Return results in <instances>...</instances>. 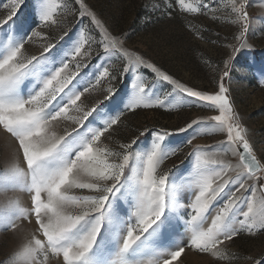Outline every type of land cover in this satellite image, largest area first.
<instances>
[{
  "label": "snow or ice",
  "instance_id": "1",
  "mask_svg": "<svg viewBox=\"0 0 264 264\" xmlns=\"http://www.w3.org/2000/svg\"><path fill=\"white\" fill-rule=\"evenodd\" d=\"M29 3L21 20L17 12ZM248 7L249 0L154 6L169 17L176 10L235 26L233 42L222 45L223 67L205 60L215 88L201 90L128 47L130 37L114 34L88 0H11L0 18V132L13 143L0 167V232L16 244L0 264H185L191 252L232 264L239 257L229 242L264 234V152L225 83L250 47ZM69 18L78 25L71 35ZM186 27L198 39L208 31ZM244 67L264 87V65ZM94 93L102 98L89 103ZM183 107L206 114L115 139L129 113ZM198 136L219 139L200 146ZM189 146L183 168L163 167ZM244 259L264 264V256Z\"/></svg>",
  "mask_w": 264,
  "mask_h": 264
},
{
  "label": "rangeland",
  "instance_id": "2",
  "mask_svg": "<svg viewBox=\"0 0 264 264\" xmlns=\"http://www.w3.org/2000/svg\"><path fill=\"white\" fill-rule=\"evenodd\" d=\"M25 2L28 3V0ZM10 3L11 0H0V18L7 15V6ZM88 3L114 34H127L130 37L127 40L128 47L139 51L189 86L201 90L215 88L217 73L205 66V60L210 58L213 64L223 67L222 61L226 59L229 50L222 45L233 42L235 26L213 22L207 16L184 14L176 10H172L171 17L161 15L153 9L155 5L161 4L162 0H88ZM247 10L250 26L246 40L250 47L237 56L231 70V78L226 79L225 83L230 88L235 110L248 129L259 155L264 152V87L259 85L257 75L244 66L264 65V0H249ZM30 11L29 3L28 7H21L17 15L24 20L29 16ZM69 23L72 24L71 35V31L78 25L71 18ZM188 23L197 29H208L203 32L204 39H198L193 32H190L186 27ZM215 33H219V37L214 35ZM59 35V30L50 32L54 40ZM224 37H227V41ZM67 39L68 37H65V40ZM217 39L219 40L217 44L209 42ZM63 43L64 41H60L58 47ZM26 47L30 52L38 51L35 46ZM116 87L120 88L122 85L117 83ZM98 98H102V94L94 93L88 97V102L91 103ZM205 114L198 108L190 107L171 112L160 109L138 110L135 114L129 113L125 116L124 126L120 128L115 139L123 140L135 135V130L144 125L174 130L191 118ZM183 135L186 134H181ZM218 139V136H198L193 144L211 146ZM190 150V146L185 147L178 155L165 161L163 167L167 169L175 165L183 168ZM12 152L13 143L0 132V167L4 166ZM15 244L16 240L10 233L0 232V261ZM228 248L239 257L232 264H250V261L244 259L245 257L264 256V234L258 233L256 236L243 234L229 242ZM186 255L185 264H227L226 261L218 262L206 254L191 252Z\"/></svg>",
  "mask_w": 264,
  "mask_h": 264
}]
</instances>
